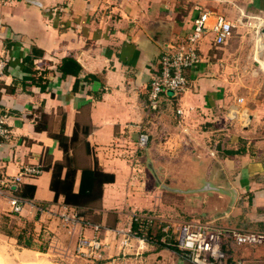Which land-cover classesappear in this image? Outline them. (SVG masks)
Masks as SVG:
<instances>
[{"label": "crops", "instance_id": "1", "mask_svg": "<svg viewBox=\"0 0 264 264\" xmlns=\"http://www.w3.org/2000/svg\"><path fill=\"white\" fill-rule=\"evenodd\" d=\"M201 10L231 22L230 38L217 45L207 32L198 44L201 61L187 70L188 90L149 107L162 51L188 38ZM246 20L261 30L249 31ZM0 58V112L10 131L0 139V176L40 166L22 191L33 186L31 201L51 205L42 214L25 206L19 215L34 235H51L70 252L81 236L99 235L112 259L127 253L134 264H193L148 243L125 250L121 232L133 227V214L150 212L157 238L162 227L183 222L264 233V0L0 4ZM65 60L79 65L76 75L61 73ZM140 134L148 138L141 150ZM54 163L64 166L62 178L76 169L75 193L83 169L97 167L114 182L96 203L68 207L50 189ZM73 214L99 232L63 217ZM1 215L12 216L3 196ZM225 264H264V245L228 248Z\"/></svg>", "mask_w": 264, "mask_h": 264}, {"label": "built area", "instance_id": "2", "mask_svg": "<svg viewBox=\"0 0 264 264\" xmlns=\"http://www.w3.org/2000/svg\"><path fill=\"white\" fill-rule=\"evenodd\" d=\"M17 1L19 0H0V4L9 5ZM245 24L250 27L257 26V32L261 27L257 22L249 20H246ZM233 28L234 25L223 15L201 10L193 20L192 32L188 38L175 45H167L162 51L158 70L151 76L149 82V107L155 108L158 100L163 96L176 99L188 90L187 70L201 61L198 44L207 32H212L215 44L221 45L230 38ZM5 69L6 63L0 58V77L3 76ZM237 101L242 102L243 99L239 98ZM6 119V115L0 112V139L4 140L10 137ZM147 140V135L140 134L137 147L140 150L145 148ZM41 173L40 166L23 165L14 176H0V196L8 200L11 212L21 215L25 206L39 214L50 210L51 205L36 204L17 196L23 179L35 178ZM63 217L72 222L80 219L75 214ZM132 221L133 227L126 232H121L120 246L122 248L130 247L132 240L136 241L137 248L143 243L163 246L177 251L183 259L193 264H225L228 248L264 245V233L262 232L216 228L203 223L183 222L176 227L178 237L175 240L174 230L167 225L161 228L160 237L153 235L150 231L155 218L148 214H133ZM85 225L92 226L95 231L100 230L98 225L89 223ZM101 246L100 237L81 236L77 241V252L87 250L86 256L89 253L101 254Z\"/></svg>", "mask_w": 264, "mask_h": 264}, {"label": "rangeland", "instance_id": "3", "mask_svg": "<svg viewBox=\"0 0 264 264\" xmlns=\"http://www.w3.org/2000/svg\"><path fill=\"white\" fill-rule=\"evenodd\" d=\"M248 27L250 28L249 31L252 33L257 32V26L253 27L252 25L251 27ZM141 213L148 214L150 212ZM150 214L154 215L153 213ZM175 229L174 236L175 240H177L178 231L176 227ZM2 231L10 233L12 237L6 236ZM22 232H25V234ZM96 232L98 233L99 231ZM19 235L23 236L22 242L28 237L32 238V247L26 248L19 245L14 238ZM50 242H52L51 235H45L43 237L34 235L32 223H23L17 218L5 215L0 216V264H134L133 261H131L132 256H129L127 253L125 256H120L118 258L114 257L112 259L111 256L114 255L107 257L104 250L105 245L102 241L101 254L92 255V253H89V258L86 256L88 253L87 250L80 251L79 253L77 252V244L70 252L69 250H63L60 248L56 240L52 242V246H49ZM133 246L136 249V241H134L130 247H126L125 250L132 251L134 250ZM139 249H141V247H138V250Z\"/></svg>", "mask_w": 264, "mask_h": 264}, {"label": "trees", "instance_id": "4", "mask_svg": "<svg viewBox=\"0 0 264 264\" xmlns=\"http://www.w3.org/2000/svg\"><path fill=\"white\" fill-rule=\"evenodd\" d=\"M59 70L63 75L70 73L76 75L79 72L80 67L74 61L65 60L62 63V65L59 67ZM63 141H67V138L63 137ZM84 145L86 147L88 146L86 142H84ZM63 167L64 166L60 163H54V165L52 166L50 189L51 191L54 192V199L57 200L59 196H62L64 205L68 207L81 209L93 203H96L101 199L103 186L105 184L114 182L113 174L102 172L97 167L93 169H83L81 171L79 190L77 193H75L73 191V185H74L76 169L67 168L66 173L62 178ZM33 189H34L33 186L27 185L26 187H23V191H22V187H21L19 192L17 193V196H19L24 200H29V199L31 200L33 195ZM11 215L12 216L10 217L17 218L20 222L27 223L21 221L18 214L11 212ZM81 222L83 223V225H85L86 223L91 224L88 220L82 219ZM2 232L6 236L12 237V235L8 232L6 231H2ZM22 233L25 234V232ZM14 238L16 239L19 245H22L26 248L32 247V241H33L32 238L28 237L23 242H22L23 236L21 235L16 236Z\"/></svg>", "mask_w": 264, "mask_h": 264}]
</instances>
